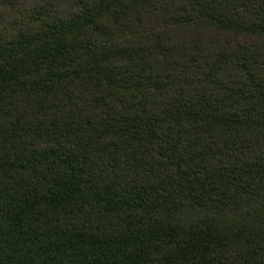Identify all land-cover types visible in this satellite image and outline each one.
I'll return each mask as SVG.
<instances>
[{
	"label": "trees",
	"instance_id": "1",
	"mask_svg": "<svg viewBox=\"0 0 264 264\" xmlns=\"http://www.w3.org/2000/svg\"><path fill=\"white\" fill-rule=\"evenodd\" d=\"M0 264H264V0H0Z\"/></svg>",
	"mask_w": 264,
	"mask_h": 264
}]
</instances>
